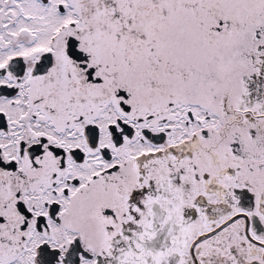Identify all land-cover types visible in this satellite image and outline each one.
<instances>
[{"label": "snow or ice", "instance_id": "snow-or-ice-1", "mask_svg": "<svg viewBox=\"0 0 264 264\" xmlns=\"http://www.w3.org/2000/svg\"><path fill=\"white\" fill-rule=\"evenodd\" d=\"M0 264H264V0H0Z\"/></svg>", "mask_w": 264, "mask_h": 264}]
</instances>
